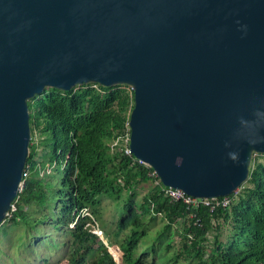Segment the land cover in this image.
<instances>
[{
    "label": "water",
    "instance_id": "water-1",
    "mask_svg": "<svg viewBox=\"0 0 264 264\" xmlns=\"http://www.w3.org/2000/svg\"><path fill=\"white\" fill-rule=\"evenodd\" d=\"M90 82L131 86L129 148L163 185L227 196L264 154V0H0V225L28 101Z\"/></svg>",
    "mask_w": 264,
    "mask_h": 264
},
{
    "label": "trees",
    "instance_id": "trees-1",
    "mask_svg": "<svg viewBox=\"0 0 264 264\" xmlns=\"http://www.w3.org/2000/svg\"><path fill=\"white\" fill-rule=\"evenodd\" d=\"M128 87H47L28 101L30 140L36 131L42 149L29 141L25 176L0 233H7L5 221L22 224L30 237L40 229L50 236L49 225L64 234L67 264H264V154L252 156L226 206L172 199L149 176L150 166L123 151L133 105ZM148 181L153 186L137 199V187ZM105 201L113 206L109 218ZM157 219L162 228L149 236ZM152 253L157 259H148Z\"/></svg>",
    "mask_w": 264,
    "mask_h": 264
},
{
    "label": "rangeland",
    "instance_id": "rangeland-1",
    "mask_svg": "<svg viewBox=\"0 0 264 264\" xmlns=\"http://www.w3.org/2000/svg\"><path fill=\"white\" fill-rule=\"evenodd\" d=\"M41 139L42 137H40L36 131H34L33 135H31L30 144L34 143L37 146L36 150L38 153H40L42 149V146L39 143V140ZM253 156H256V154H254ZM35 157L38 158L37 155H35ZM46 169L47 172L51 170L50 167H47ZM152 186V181L141 183L137 187L136 198L141 199L142 196H144ZM103 205L106 208L104 210V213L106 217L109 218V216L113 213V206L110 201H105ZM6 224H9L7 227V233H0V264H42L44 260H47L50 264H67L66 246L60 244V242L64 239V234L62 232H58L51 226L47 225L48 232L51 233L50 236L46 231H44V229H40L37 232L38 234H34L30 237L28 235H25V233L23 232L22 224L19 223L15 225L5 221V225ZM6 226H3L1 230L4 228L6 229ZM149 228V236H153L162 228V223L157 219L150 225ZM44 234L48 236L44 237ZM99 237H103V235H100ZM174 239L177 240L176 237ZM103 240L106 243L104 237ZM163 240L164 238L161 240L162 247L165 245V242ZM147 241L151 242L150 240ZM52 243H58V245L54 247L52 246ZM158 245L156 244L157 249L159 248ZM114 248H116L115 245L109 246V250L114 254V256H117ZM165 252H171V248L167 251H161V253ZM118 257H120V254ZM148 259H157L156 253L150 254ZM116 260L118 263H120V258H117Z\"/></svg>",
    "mask_w": 264,
    "mask_h": 264
},
{
    "label": "built area",
    "instance_id": "built-area-1",
    "mask_svg": "<svg viewBox=\"0 0 264 264\" xmlns=\"http://www.w3.org/2000/svg\"><path fill=\"white\" fill-rule=\"evenodd\" d=\"M94 87H96V84H93ZM131 91H132V88L131 86L128 87ZM129 128V126H128ZM122 142V147H123V151L124 153H126L127 155H130V156H133L130 148H129V134L126 133L124 135V138H123V141ZM116 144V141L112 144L114 145ZM134 159L136 161H138L139 163H144L142 162L141 160H139L138 158L134 157ZM146 164V163H144ZM148 165V164H146ZM149 166V165H148ZM149 176L153 177L154 179H157L155 180V182L157 183L158 181L161 183L160 179L158 178L156 172L150 167V170H149ZM23 176H25V173L23 172ZM162 184V183H161ZM163 190L164 192L170 196L172 199H181L183 202H185L187 205H191V206H195V205H198L199 203H203L204 205L208 206L210 208V210L214 209L216 206H226L229 204V198L227 196H223V198H196V197H193V196H190L188 194H186L184 191H182L181 189H177V188H172V187H169V186H165L163 185ZM84 214H87V212H84ZM92 232L97 234V235H102L101 234V230H99L98 228H93L92 229Z\"/></svg>",
    "mask_w": 264,
    "mask_h": 264
},
{
    "label": "clouds",
    "instance_id": "clouds-1",
    "mask_svg": "<svg viewBox=\"0 0 264 264\" xmlns=\"http://www.w3.org/2000/svg\"><path fill=\"white\" fill-rule=\"evenodd\" d=\"M229 158L235 160L238 158V152H230L229 153Z\"/></svg>",
    "mask_w": 264,
    "mask_h": 264
}]
</instances>
